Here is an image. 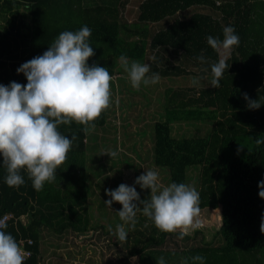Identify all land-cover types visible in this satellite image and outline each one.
Masks as SVG:
<instances>
[{"label": "trees", "instance_id": "trees-1", "mask_svg": "<svg viewBox=\"0 0 264 264\" xmlns=\"http://www.w3.org/2000/svg\"><path fill=\"white\" fill-rule=\"evenodd\" d=\"M125 2L0 0V84L15 81L26 85V77L17 69L47 51L61 32L77 31L84 25L92 29L90 42L95 51L89 65L107 67L115 77V86H111L113 102L95 122L94 130L85 132L75 122L60 126L62 134L75 140L66 162L57 170L56 180L46 184L43 191L33 188L26 171L21 173L25 179L22 186H8L6 170L0 166V220L13 215L5 230L19 243L33 241L26 246L32 256L24 264H42L41 242L47 230L57 235L72 232L79 238L96 230L92 208L96 206L102 216L108 206L97 192L100 184L93 181L89 163L91 152L98 153V147H108L110 141L102 136L106 141L100 145L102 140L99 142L96 135L90 137L97 130L108 131L115 126L114 120L109 122L110 115L117 112V107L125 108L122 101L115 100L116 93L123 92L120 87L132 89L120 56L126 55L130 62L147 63L151 51L155 58L150 63L151 71L172 83L198 75L211 80L210 66L221 59L223 50H213L207 37L222 39L223 27L232 25L240 44L225 59L229 68L219 89L170 84L163 93L151 97L152 104L147 106L153 105L156 112L146 118L148 123L142 113V121L146 120L142 128H149L147 132L154 138L152 164L169 170L170 183L194 187L200 194L201 210L217 212L219 243L207 242L203 233L197 232L201 237L198 243L188 244L195 238L186 235L183 247L176 245L175 251L168 250L177 233L161 232L142 214H138L134 228L125 226L128 237L124 241L118 240L116 229L103 233L117 240L108 247L123 248L125 264H130L132 258H139L140 264H156L161 256L167 264H182L185 258L195 255L206 257V264H264V199L258 187L264 179V143L257 144V140L264 141V0H143L133 25L123 19ZM199 8L209 12L181 17ZM201 54L207 63L196 59ZM245 94L252 101L259 100L261 107L250 109ZM140 103H133V107ZM118 118L120 125L114 128L130 126L126 118ZM186 127L196 132H184ZM129 133L125 132L127 140ZM145 133L142 129L140 136L143 138ZM112 142L114 150L123 149L115 139ZM129 148L135 150L136 146ZM139 164L138 169L123 170L121 184L134 185L140 176ZM97 177L103 179L104 175ZM136 189L142 200L150 195V190H142L139 185ZM115 217L117 223H123L118 213Z\"/></svg>", "mask_w": 264, "mask_h": 264}, {"label": "clouds", "instance_id": "clouds-1", "mask_svg": "<svg viewBox=\"0 0 264 264\" xmlns=\"http://www.w3.org/2000/svg\"><path fill=\"white\" fill-rule=\"evenodd\" d=\"M91 34L92 29L87 25L77 31L61 32L47 51L17 69L18 74L26 77V85L15 81L0 84V166L6 170L4 179L8 186H22L25 179L21 173L26 171L33 188L43 191L46 184L56 180L57 170L66 162L75 140L62 134L60 126L75 122L89 132L97 127L95 122L111 106V85L115 77L107 67L98 63L89 65V59L95 56ZM207 43L213 50L231 52L239 47L240 37L234 26L227 25L223 27L222 39L209 35ZM119 59L134 89L159 82L160 75L151 71L150 64L130 62L126 55ZM196 59L201 64L207 63L202 54ZM228 68L225 59L211 64V87H221ZM199 80L194 78L193 84ZM244 98L250 109L261 107L259 100L252 101L247 94ZM262 143L257 140V144ZM105 154L115 158L118 151ZM136 185L150 190L147 199H141ZM258 187L259 196L264 199V179ZM105 194L110 197L104 202L110 209L114 202L122 206L116 212L123 222L115 230L120 241L128 237L126 225L136 226L138 214L149 218L161 232L177 233L178 239L200 226L199 192L185 183L162 185L156 170H145L133 186L122 183L114 190L106 189ZM6 228V224L0 226V264H24L28 253ZM156 264H167V261L161 256ZM182 264H206V257L195 255L185 258Z\"/></svg>", "mask_w": 264, "mask_h": 264}, {"label": "rangeland", "instance_id": "rangeland-1", "mask_svg": "<svg viewBox=\"0 0 264 264\" xmlns=\"http://www.w3.org/2000/svg\"><path fill=\"white\" fill-rule=\"evenodd\" d=\"M143 0H127L122 6V16L123 19L128 23L129 25H133L137 20L139 16V7L141 5ZM194 12H209L207 9L199 8V9H193L189 10L184 14H181V17L188 18L190 15ZM231 52L223 50L221 59H227L229 57V54ZM164 54V53H162ZM168 56L170 54L166 53ZM165 54V55H166ZM147 63L150 64L151 60L155 59L154 54L150 51L148 55ZM172 60L173 57L171 56ZM194 68V67H193ZM189 70H194L198 72L197 70L192 69L191 67ZM198 75V74H197ZM200 78L199 83L196 84L199 87H207L211 85V80L207 78L206 76H199ZM185 77H182L181 79H176L173 83L170 82L166 78H160L159 82L155 85H149L147 87H141L139 90H136L132 87V89H127L125 86L122 88V93L119 92V94L116 93V99L118 103H120L123 106L125 104V108L120 106V108L117 107V112L115 114L110 115L109 122H112L114 120V124L120 125L119 116L122 117V119L125 121V118L128 122H130V129L127 126H119L117 128L110 127L108 131L105 129L103 130H97L96 134L94 132L92 133L93 136L90 138H94L96 135L97 139L101 143L106 141L109 142L108 147L100 146L98 147V153L96 151H92L91 155V161L89 163V172L90 175L93 176V181L100 184V188H97V192H100L101 198L104 200V202L110 197H108L105 194L106 189L114 190L116 189L122 181V172L123 170L127 168H137V164H139V161L144 162L139 164L141 167V171L139 175L143 174L145 170H156L160 175L161 184L166 186L167 184H170V174L169 170L161 167H155V165L152 164L151 159V150L154 143L153 134H151L149 131V128H142L143 124L148 123V119L151 118V114L156 112L154 109L155 107L151 105L148 107V104H152L151 97H156L160 93H163L165 89L168 87V85L173 84L174 86L178 87L181 85H188V86H195L193 84V78L192 76H188L186 80H184ZM116 82V81H115ZM120 83V82H116ZM114 88V83L112 82L111 85ZM137 91H140L137 93ZM141 102L139 106L133 107V103ZM130 105V106H129ZM136 106V105H135ZM123 109V110H122ZM145 116V121L143 122V115ZM141 115V117H140ZM116 118V119H115ZM151 122H153V119H151ZM122 123V121H121ZM146 126V125H145ZM144 127V126H143ZM146 132L144 134V137L142 138L140 136V131ZM130 138L127 140L125 139V132H128ZM188 131L193 133L196 132V129L193 127H186L184 129V132ZM205 132V130H203ZM202 133V132H201ZM103 137H106L105 139ZM124 137V138H123ZM117 141L120 146H123L122 150H118V155L115 158H111L109 155L105 154L107 152H110L114 150L113 148V142ZM125 140V141H124ZM136 141V144H135ZM92 142V139H91ZM121 143H124L123 145ZM135 145L136 149L132 150L129 147ZM119 146V149L121 148ZM128 155V156H127ZM143 156V157H142ZM145 158V159H144ZM118 161V162H117ZM138 169V168H137ZM100 173L104 175V178L97 177ZM103 180V182H102ZM115 185V186H114ZM113 186V187H112ZM96 198H99V195H96ZM95 199V198H94ZM101 200V201H103ZM95 209L94 213L96 215V219L93 220V224L96 227V230L91 231L87 233L85 236H81L80 238L77 237L72 232H65L62 235H57L54 232H51L50 230H47L44 233V236L42 238L41 242V249H42V264H125L124 263V253L123 248L121 247H108L110 243H112L111 246L117 241L116 239H111L109 234L103 233L104 231L108 232L109 227L111 226V231L116 229V226L119 224L116 222L115 214L118 212V210L121 209V205L119 203H115L113 206H111V209L109 207L106 208V212L104 215H99L96 211V206H94ZM217 212L214 210H201L199 221L200 226L199 228L190 231L188 236L195 238L192 239V243L188 244H196L199 242L200 238L197 236V232H202L205 241L210 242L214 241V243H219L220 238L216 235L218 234V229L216 227V220H217ZM104 229H102V228ZM216 237V238H215ZM176 245L178 246H184V241L182 239H178V236L175 237V239L169 244L168 250L172 249V251H175ZM122 249V250H121ZM130 264H140L139 258H132V260L129 262Z\"/></svg>", "mask_w": 264, "mask_h": 264}, {"label": "built area", "instance_id": "built-area-1", "mask_svg": "<svg viewBox=\"0 0 264 264\" xmlns=\"http://www.w3.org/2000/svg\"><path fill=\"white\" fill-rule=\"evenodd\" d=\"M218 4H220V2ZM12 217H13V215H5L0 220V226L5 225ZM27 244L32 245L33 241L28 240V241H21L20 242L21 247L24 248V250L28 253V256L26 257L25 261L28 260L32 256V252L26 248Z\"/></svg>", "mask_w": 264, "mask_h": 264}]
</instances>
